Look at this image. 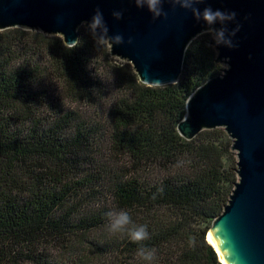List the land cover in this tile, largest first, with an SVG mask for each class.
<instances>
[{
  "label": "trees",
  "instance_id": "obj_1",
  "mask_svg": "<svg viewBox=\"0 0 264 264\" xmlns=\"http://www.w3.org/2000/svg\"><path fill=\"white\" fill-rule=\"evenodd\" d=\"M79 45V46H78ZM210 34L174 84L142 83L81 24L59 35L0 30V264H222L206 234L237 181L223 128L186 140V100L223 71ZM127 210L149 239L114 233Z\"/></svg>",
  "mask_w": 264,
  "mask_h": 264
},
{
  "label": "water",
  "instance_id": "obj_2",
  "mask_svg": "<svg viewBox=\"0 0 264 264\" xmlns=\"http://www.w3.org/2000/svg\"><path fill=\"white\" fill-rule=\"evenodd\" d=\"M206 6L236 13L227 25L229 30L239 25L232 37L236 47L215 45L217 60L230 67L190 94L177 131L190 140L203 130L223 128L232 139L237 181L207 232L226 264H264V0L198 5ZM162 7L167 15L153 19L133 0H0V30L19 27L59 35L73 46L81 22L99 9L108 34L125 40L110 55L129 62L142 83L162 86L178 81L185 48L205 27L178 5L165 2ZM113 11H122V17L115 19Z\"/></svg>",
  "mask_w": 264,
  "mask_h": 264
},
{
  "label": "clouds",
  "instance_id": "obj_3",
  "mask_svg": "<svg viewBox=\"0 0 264 264\" xmlns=\"http://www.w3.org/2000/svg\"><path fill=\"white\" fill-rule=\"evenodd\" d=\"M165 2L172 4L174 7L178 5L180 8L189 11L196 21H202L205 25L203 28L204 31L198 35H203L205 33L210 34L216 46L222 45L228 48L236 47L232 37L239 30V25L237 24V26L231 30L227 27L229 22L235 20V12L213 9L210 6L203 7L202 9L198 7V5L205 3V0H133L137 8H146L147 11L151 13L153 19L167 15L162 7ZM122 14V11L112 12V16L117 20L122 17ZM81 23L85 26L96 49L107 48L112 52L114 45L125 43L121 34L111 36L108 34L109 29L99 9L94 11L90 20L82 21ZM217 25L219 26L217 27ZM131 42V37H129L127 43ZM225 59L227 60L228 58L226 57ZM229 67V64L224 63V70H227ZM105 215L110 221L112 232L127 233L132 242H141L150 238L147 225L134 226L131 229L127 227L129 224H132L131 216L127 210L109 211L105 213ZM138 256L145 264H153V261L156 259V252L154 249L142 246L138 250Z\"/></svg>",
  "mask_w": 264,
  "mask_h": 264
},
{
  "label": "bare ground",
  "instance_id": "obj_4",
  "mask_svg": "<svg viewBox=\"0 0 264 264\" xmlns=\"http://www.w3.org/2000/svg\"><path fill=\"white\" fill-rule=\"evenodd\" d=\"M206 239L214 247V249L218 251V257H219L220 261L223 262L224 264H226L221 253H220V251H219V249H218V247H217V245H216V242H215L211 232H207Z\"/></svg>",
  "mask_w": 264,
  "mask_h": 264
},
{
  "label": "rangeland",
  "instance_id": "obj_5",
  "mask_svg": "<svg viewBox=\"0 0 264 264\" xmlns=\"http://www.w3.org/2000/svg\"><path fill=\"white\" fill-rule=\"evenodd\" d=\"M221 64H222V66H223V68H224V63L222 62Z\"/></svg>",
  "mask_w": 264,
  "mask_h": 264
}]
</instances>
